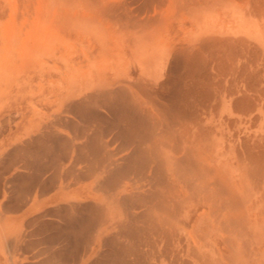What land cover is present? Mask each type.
I'll return each instance as SVG.
<instances>
[{
    "label": "bare ground",
    "instance_id": "1",
    "mask_svg": "<svg viewBox=\"0 0 264 264\" xmlns=\"http://www.w3.org/2000/svg\"><path fill=\"white\" fill-rule=\"evenodd\" d=\"M0 144L6 264H264V0H0Z\"/></svg>",
    "mask_w": 264,
    "mask_h": 264
},
{
    "label": "rangeland",
    "instance_id": "2",
    "mask_svg": "<svg viewBox=\"0 0 264 264\" xmlns=\"http://www.w3.org/2000/svg\"><path fill=\"white\" fill-rule=\"evenodd\" d=\"M50 63L52 64L53 62H50ZM54 67H57V65L55 66V64H54ZM63 68L64 69H62V70L64 71L65 67H63ZM64 72H65L64 74L66 75V70ZM31 76H32V78L30 80L26 76H23L21 78V81H20L21 82L20 84L22 85L21 99L18 102V105H16L14 107V109L6 111L2 117L8 116L10 114L11 115L17 114L18 120H21L22 117H24V115H28L30 112H32V113H37V114L40 113L39 115L44 117L43 120L45 122H49L52 120V118H54L53 116L56 115L55 113H58V115L62 113V115H64L65 109H63V108H65L64 101H65L66 95L62 94L59 96V95L54 94L55 96H52L51 90L48 87V84L51 81L62 82L60 75L55 74V73L51 74L49 71H45V72L44 71L43 72L42 71H36ZM42 88H44V89H42ZM31 89L36 94V96H35V98H33V101L30 103L29 93H30ZM54 90L57 93L58 90H56L55 88H54ZM56 99H60V103L58 102L57 104L50 106L49 104H52ZM38 111H39V113H38ZM8 135L9 134L7 133L2 138V141H4L5 143H6L5 139L8 137ZM80 143H81V141H80ZM1 147L2 146H0V149H1ZM72 160L73 159L68 161L66 164L70 165L72 163ZM0 264H6L5 258L3 255H0Z\"/></svg>",
    "mask_w": 264,
    "mask_h": 264
}]
</instances>
